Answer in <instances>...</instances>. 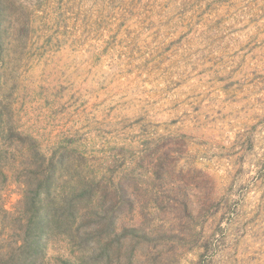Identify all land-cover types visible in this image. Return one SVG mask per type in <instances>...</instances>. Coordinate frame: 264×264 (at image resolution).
I'll return each instance as SVG.
<instances>
[{"label": "rangeland", "instance_id": "rangeland-1", "mask_svg": "<svg viewBox=\"0 0 264 264\" xmlns=\"http://www.w3.org/2000/svg\"><path fill=\"white\" fill-rule=\"evenodd\" d=\"M22 256L264 264V0H0V264Z\"/></svg>", "mask_w": 264, "mask_h": 264}, {"label": "trees", "instance_id": "trees-1", "mask_svg": "<svg viewBox=\"0 0 264 264\" xmlns=\"http://www.w3.org/2000/svg\"><path fill=\"white\" fill-rule=\"evenodd\" d=\"M31 226L28 227V233L30 234L31 232H33L35 230L36 233H38L39 231V236H41L42 234H44V232L46 231V226L45 224H42L40 222H36V221H32L31 220ZM19 264H28V262L26 261V259H24V256H22L20 258V262Z\"/></svg>", "mask_w": 264, "mask_h": 264}]
</instances>
